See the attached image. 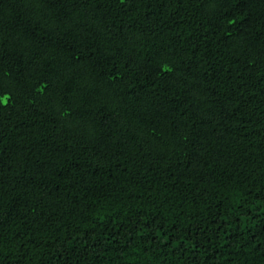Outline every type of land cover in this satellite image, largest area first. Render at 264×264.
<instances>
[{"label": "trees", "instance_id": "1", "mask_svg": "<svg viewBox=\"0 0 264 264\" xmlns=\"http://www.w3.org/2000/svg\"><path fill=\"white\" fill-rule=\"evenodd\" d=\"M0 264H264V0H0Z\"/></svg>", "mask_w": 264, "mask_h": 264}]
</instances>
